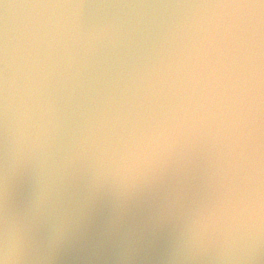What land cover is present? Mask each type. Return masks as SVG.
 <instances>
[{
	"label": "clouds",
	"instance_id": "1",
	"mask_svg": "<svg viewBox=\"0 0 264 264\" xmlns=\"http://www.w3.org/2000/svg\"><path fill=\"white\" fill-rule=\"evenodd\" d=\"M0 5L4 168L37 172V211L84 164L94 184L124 188L175 164L199 170L207 192L186 228L192 258L264 264V0ZM120 132L136 163L106 171V145ZM73 234L53 225L48 245ZM27 249L6 214L0 264H25Z\"/></svg>",
	"mask_w": 264,
	"mask_h": 264
},
{
	"label": "water",
	"instance_id": "2",
	"mask_svg": "<svg viewBox=\"0 0 264 264\" xmlns=\"http://www.w3.org/2000/svg\"><path fill=\"white\" fill-rule=\"evenodd\" d=\"M3 13L0 5V35ZM79 119L78 115L71 116L72 123L62 137L65 142ZM119 135L120 139L114 135L106 145V171H114L125 162L136 163L132 137L126 132ZM38 178L28 165L5 172L0 132V229L6 214L14 217L28 243L25 264H216L210 256L192 258L186 245L189 215L207 196L199 170L186 171L174 164L154 182L124 188L110 180L94 184L92 171L84 164L70 179L57 181L39 211L34 208ZM81 222L85 224L77 231ZM53 225L74 233L58 248L48 245Z\"/></svg>",
	"mask_w": 264,
	"mask_h": 264
}]
</instances>
